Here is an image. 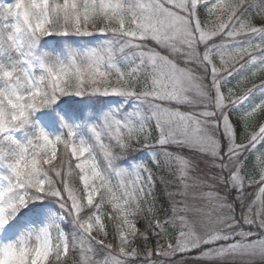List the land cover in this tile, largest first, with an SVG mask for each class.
Segmentation results:
<instances>
[{
    "label": "snow or ice",
    "instance_id": "1",
    "mask_svg": "<svg viewBox=\"0 0 264 264\" xmlns=\"http://www.w3.org/2000/svg\"><path fill=\"white\" fill-rule=\"evenodd\" d=\"M199 8L0 3V264H264V96L232 118L264 89V0ZM246 65L238 84L259 83L225 92Z\"/></svg>",
    "mask_w": 264,
    "mask_h": 264
},
{
    "label": "rangeland",
    "instance_id": "2",
    "mask_svg": "<svg viewBox=\"0 0 264 264\" xmlns=\"http://www.w3.org/2000/svg\"><path fill=\"white\" fill-rule=\"evenodd\" d=\"M6 2V0H0V3ZM214 2V0H199V4H200V8H199V12H200V17L202 21L205 20H211L212 18L208 17L206 15V8H208L212 3ZM219 42V41H218ZM249 71V66H245V68L238 74L234 75L233 77H229L228 78V83L225 85V92H227L228 88H233L236 90L237 94H239L243 88L245 87H250L251 84L253 82L255 83H259V80L256 81H249L247 84L244 83H240L238 84V80L240 78V76L245 75L247 72ZM262 96H264V89H260L257 88L253 91L252 95L249 97V99L243 103L242 105H240L238 107V110L236 112H234L232 114V118L234 121L237 120V118L239 117V115L247 108H249L252 104L256 103ZM264 113H260L257 114L256 116H254L253 118H251L249 120V129L248 131H255L258 130V127L261 123H264ZM238 133H239V138H240V142H245L246 140V135L247 133L245 132L244 127L241 125L238 128ZM264 150V149H262ZM137 157L140 159H146L147 158V153L146 151H140L138 153H136ZM255 160V155H248L247 158V169L246 171L248 173L252 172V167H253V161ZM204 165L201 164V168H203ZM156 176H157V181H156V189H155V196H156V207L158 209H166L168 210L167 212H161L160 213V218L163 219L165 215H170L171 211H170V204L171 201L169 199V196L167 195V192L169 191H175V185H168L167 188L165 186V184L161 183L160 181V177L163 176L165 179H172V177L170 176L169 172L164 169V170H159L156 171ZM196 191H204V192H208L210 191V189L208 188H204V189H196ZM256 189L255 188H248L247 189V200L250 202L252 199H254V193H255ZM176 199H179V197H177ZM199 203L204 206L206 208V210L211 209L212 205L209 201L207 200H201L199 201ZM259 205L257 204V207ZM146 215V213H142L140 216H138L136 218V223H137V227L141 230L144 231L146 226H147V222L144 218V216ZM170 234L174 235L175 233H171ZM155 237H152L149 241V246H152L155 242ZM143 240L142 239H137V245L143 246ZM187 264H198L197 261H195L194 259H192L191 257L187 258Z\"/></svg>",
    "mask_w": 264,
    "mask_h": 264
},
{
    "label": "trees",
    "instance_id": "3",
    "mask_svg": "<svg viewBox=\"0 0 264 264\" xmlns=\"http://www.w3.org/2000/svg\"><path fill=\"white\" fill-rule=\"evenodd\" d=\"M264 119V118H263ZM134 155H137L136 153ZM107 211V209H106ZM113 223L112 221H107L106 220V224H107V227H108V232H109V241H113V236H114V228H113ZM115 242V241H113ZM69 264H71V259L69 260Z\"/></svg>",
    "mask_w": 264,
    "mask_h": 264
}]
</instances>
